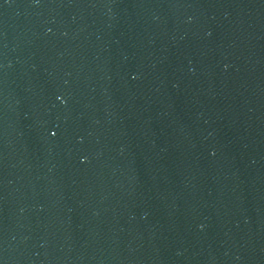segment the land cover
Here are the masks:
<instances>
[{
	"label": "water",
	"instance_id": "obj_1",
	"mask_svg": "<svg viewBox=\"0 0 264 264\" xmlns=\"http://www.w3.org/2000/svg\"><path fill=\"white\" fill-rule=\"evenodd\" d=\"M0 264H264V0H0Z\"/></svg>",
	"mask_w": 264,
	"mask_h": 264
}]
</instances>
